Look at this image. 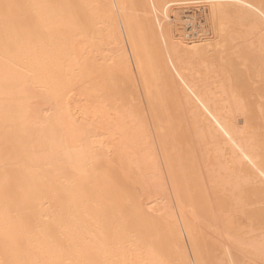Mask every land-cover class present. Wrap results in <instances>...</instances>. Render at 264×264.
<instances>
[{
    "label": "bare ground",
    "instance_id": "1",
    "mask_svg": "<svg viewBox=\"0 0 264 264\" xmlns=\"http://www.w3.org/2000/svg\"><path fill=\"white\" fill-rule=\"evenodd\" d=\"M263 90L264 0H0V264H264Z\"/></svg>",
    "mask_w": 264,
    "mask_h": 264
},
{
    "label": "rangeland",
    "instance_id": "2",
    "mask_svg": "<svg viewBox=\"0 0 264 264\" xmlns=\"http://www.w3.org/2000/svg\"><path fill=\"white\" fill-rule=\"evenodd\" d=\"M188 30H189V32H188ZM186 31H187V33L189 34V33H191L192 34V36L195 34V31H194V29L191 27V26H188L187 27V29H186ZM194 33V34H193ZM198 35H200V33L198 34ZM191 35L189 36V37H192ZM201 36V35H200ZM194 37H196V36H194ZM254 86H256V85H258L257 83H254L253 84ZM77 89H78V87H77ZM258 93L260 94V96H258L259 97V99L262 101V102H264V90L263 91H258ZM261 97V98H260ZM82 99L84 98V96H82L81 97ZM94 99H95V96H91L90 97V100H92L93 102H94ZM83 101H86V98H84L83 99ZM256 103H257V101H256ZM113 155H114V152L111 154V156L113 157ZM139 189V188H138ZM163 200L164 201H168L167 200V198H163ZM243 215L244 214H242L241 212H237V213H235V215L233 216V221H234V223H236L237 225H239V224H241V227H243V228H247L248 227V224H249V221H248V218H247V216L246 215H244V217H243ZM204 221H201L200 220V222L197 224V228H196V232L198 233V234H200V235H203V236H206V237H209V238H211L210 240H211V242L213 243V241H215V244L217 243L218 244V246L217 245H215L216 247H218V248H216L215 249V252H221L222 250H223V246L226 244L225 242L226 241H222L221 239L224 237V235H221V236H219V234L215 231V228L213 229V228H210L209 229V226L205 223ZM262 231H264V228L261 226V227H259V229H258V231L257 232H262ZM210 235V236H209ZM218 238H220V239H218ZM225 240H226V238H224ZM213 240V241H212ZM220 240V241H219ZM219 241V242H218ZM222 242L223 243H225V244H222ZM214 244V243H213ZM222 245V246H221ZM236 253H238V252H236ZM240 254V253H239Z\"/></svg>",
    "mask_w": 264,
    "mask_h": 264
}]
</instances>
